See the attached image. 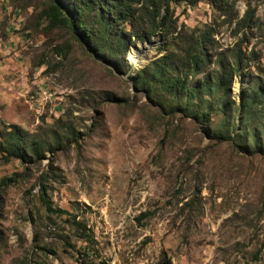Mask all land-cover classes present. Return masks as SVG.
<instances>
[{
  "label": "rangeland",
  "instance_id": "obj_1",
  "mask_svg": "<svg viewBox=\"0 0 264 264\" xmlns=\"http://www.w3.org/2000/svg\"><path fill=\"white\" fill-rule=\"evenodd\" d=\"M47 5L0 0V127L15 123L53 147L33 163L0 158V178L15 179L0 186V264H155L162 252L171 264H264V152L239 148L254 146L248 134L247 142L212 138L196 118L170 112L159 86L148 95L130 78L166 51L182 55L206 29L207 60L190 79L211 72L217 53L231 61L240 45L245 68L229 86L228 114L220 105L210 127L234 119L251 74L264 87V0L171 2L170 32L129 47L126 71L51 24ZM134 7L138 15L149 2ZM247 8L252 23L238 28ZM257 109L248 129L263 127ZM41 182L90 241L66 214L45 210Z\"/></svg>",
  "mask_w": 264,
  "mask_h": 264
},
{
  "label": "trees",
  "instance_id": "obj_2",
  "mask_svg": "<svg viewBox=\"0 0 264 264\" xmlns=\"http://www.w3.org/2000/svg\"><path fill=\"white\" fill-rule=\"evenodd\" d=\"M182 1L185 4L195 3L198 0H148V10L136 14L134 3L137 0H48L44 15L53 25H65L70 28L79 40L100 56L106 64H112L118 70H130L127 65L129 47L137 42L149 41L153 34L162 30L163 38L170 32L171 19L168 13L171 2ZM165 5V12L161 9ZM252 23V11L247 8L238 20V28L249 27ZM208 39L206 29L197 33L188 42L182 55L166 51L137 68L130 75L133 83L151 95L153 89L159 86L167 94V108L170 112L179 110L197 119L205 133L215 139H231L236 136L239 142H247L246 134L254 141L250 149L246 143L239 148L246 152H264V141L259 139L264 129V87L260 85L256 76L251 74L249 82L238 94L236 117H228L219 125L210 127L212 114L222 105L223 114L227 113L229 86L234 76H240L245 68L243 55L238 45L232 60H228L223 53H217L215 67L205 74L201 81H192L190 78L202 72L205 63V42ZM241 40H239L240 44ZM165 47L161 46L158 52ZM120 68V69H119ZM153 96V95H152ZM160 104V103H158ZM258 108L257 124L263 127L248 129L247 119ZM256 113V112H255ZM235 123L234 125H232ZM245 132L236 133L237 127ZM242 136V137H241ZM74 139V138H73ZM43 137L23 128L15 123L0 127V158L8 162L18 159L22 163H33L44 158V152L51 150L49 143ZM233 141H237L233 139ZM15 181L14 177H1L0 186ZM41 192L39 198L46 211L54 215L66 214L69 222L84 241H90V233L85 223L76 218L75 214L55 207L46 196V186L39 183ZM51 252L50 249H45ZM36 264V263H34ZM103 264V263H102ZM155 264H171L170 258L161 253Z\"/></svg>",
  "mask_w": 264,
  "mask_h": 264
},
{
  "label": "water",
  "instance_id": "obj_3",
  "mask_svg": "<svg viewBox=\"0 0 264 264\" xmlns=\"http://www.w3.org/2000/svg\"><path fill=\"white\" fill-rule=\"evenodd\" d=\"M152 43V41L150 40V41H145V42H142V43H140V46H143V47H145V46H147L148 44H151ZM146 49V48H145ZM145 49H143V50H145ZM147 50V49H146ZM145 50V51H146ZM142 51V50H141ZM147 52V51H146ZM146 61L149 59V57H148V53H146L145 55H144V57H143Z\"/></svg>",
  "mask_w": 264,
  "mask_h": 264
},
{
  "label": "bare ground",
  "instance_id": "obj_4",
  "mask_svg": "<svg viewBox=\"0 0 264 264\" xmlns=\"http://www.w3.org/2000/svg\"><path fill=\"white\" fill-rule=\"evenodd\" d=\"M142 53H144V55H145V53H147V52L144 51V52H142ZM142 53H141V54H142ZM139 54H140V53H139ZM138 57H139L140 60L142 59L140 55H139Z\"/></svg>",
  "mask_w": 264,
  "mask_h": 264
}]
</instances>
